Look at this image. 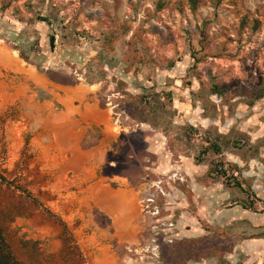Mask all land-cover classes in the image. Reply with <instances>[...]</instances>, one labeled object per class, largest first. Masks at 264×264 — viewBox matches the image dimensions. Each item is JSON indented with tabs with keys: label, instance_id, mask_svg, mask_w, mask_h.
I'll return each instance as SVG.
<instances>
[{
	"label": "rangeland",
	"instance_id": "1",
	"mask_svg": "<svg viewBox=\"0 0 264 264\" xmlns=\"http://www.w3.org/2000/svg\"><path fill=\"white\" fill-rule=\"evenodd\" d=\"M0 46L19 264H264V0H0Z\"/></svg>",
	"mask_w": 264,
	"mask_h": 264
},
{
	"label": "trees",
	"instance_id": "2",
	"mask_svg": "<svg viewBox=\"0 0 264 264\" xmlns=\"http://www.w3.org/2000/svg\"><path fill=\"white\" fill-rule=\"evenodd\" d=\"M191 4L195 5L196 0H190ZM43 22H48V19L41 18L40 19ZM56 44V36L51 35L50 36V46L51 49L55 48ZM21 55L24 59L27 60V57L24 55V53L21 51ZM113 187H116L115 184H112ZM0 264H19L14 257L12 256V253L7 249V246L4 243V240L0 236Z\"/></svg>",
	"mask_w": 264,
	"mask_h": 264
},
{
	"label": "bare ground",
	"instance_id": "3",
	"mask_svg": "<svg viewBox=\"0 0 264 264\" xmlns=\"http://www.w3.org/2000/svg\"><path fill=\"white\" fill-rule=\"evenodd\" d=\"M2 51V48H1V46H0V52Z\"/></svg>",
	"mask_w": 264,
	"mask_h": 264
}]
</instances>
